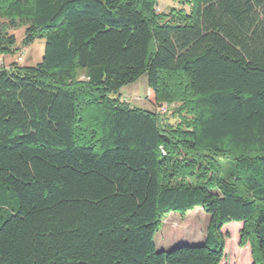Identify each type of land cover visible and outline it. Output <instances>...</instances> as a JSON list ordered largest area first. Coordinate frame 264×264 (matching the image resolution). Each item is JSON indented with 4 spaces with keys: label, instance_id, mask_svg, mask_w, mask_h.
I'll list each match as a JSON object with an SVG mask.
<instances>
[{
    "label": "trees",
    "instance_id": "16d2710c",
    "mask_svg": "<svg viewBox=\"0 0 264 264\" xmlns=\"http://www.w3.org/2000/svg\"><path fill=\"white\" fill-rule=\"evenodd\" d=\"M175 1L0 0V59L46 41L1 59L0 264H221L229 222L264 264V0ZM198 207L204 242L157 251Z\"/></svg>",
    "mask_w": 264,
    "mask_h": 264
},
{
    "label": "rangeland",
    "instance_id": "374dc122",
    "mask_svg": "<svg viewBox=\"0 0 264 264\" xmlns=\"http://www.w3.org/2000/svg\"><path fill=\"white\" fill-rule=\"evenodd\" d=\"M158 10L168 11L172 6H179L175 0H159ZM26 27H18L12 31L17 38L16 51L13 54L1 55L6 63L19 60L21 65L35 66L43 60L45 54V39L37 38L29 45L24 43ZM125 99L132 105L149 110H157L154 97L148 90V78L142 76L135 84L123 88ZM151 96V98H149ZM160 109V108H159ZM161 110V109H160ZM175 105H169L167 114L175 122ZM210 216L200 207L187 213L170 212L163 221V226L156 233L154 241L157 251H168L182 245H200L204 242ZM239 222H229L224 225L222 232L226 238L225 259L221 264H252L250 246H240Z\"/></svg>",
    "mask_w": 264,
    "mask_h": 264
},
{
    "label": "built area",
    "instance_id": "2783aa9c",
    "mask_svg": "<svg viewBox=\"0 0 264 264\" xmlns=\"http://www.w3.org/2000/svg\"><path fill=\"white\" fill-rule=\"evenodd\" d=\"M21 59H22V57H21V56H19V57H18V61H19V60H21ZM2 63H3V61L1 62V59H0V65H1ZM168 106H169V104H167V103H164V105H162V106H161V108H160V109H161V111H162V112H165V111H167V109H168Z\"/></svg>",
    "mask_w": 264,
    "mask_h": 264
},
{
    "label": "crops",
    "instance_id": "0c3cea01",
    "mask_svg": "<svg viewBox=\"0 0 264 264\" xmlns=\"http://www.w3.org/2000/svg\"><path fill=\"white\" fill-rule=\"evenodd\" d=\"M240 224V226L242 227V223H239Z\"/></svg>",
    "mask_w": 264,
    "mask_h": 264
}]
</instances>
